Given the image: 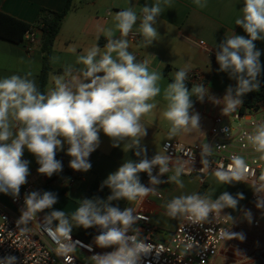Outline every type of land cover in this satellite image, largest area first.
Masks as SVG:
<instances>
[{
    "label": "clouds",
    "instance_id": "obj_1",
    "mask_svg": "<svg viewBox=\"0 0 264 264\" xmlns=\"http://www.w3.org/2000/svg\"><path fill=\"white\" fill-rule=\"evenodd\" d=\"M192 3L200 9L208 6V0H192ZM172 6V0H155L151 6L141 8V17L131 3L115 14L109 12L114 28L99 29L107 40L104 49L97 43L78 55L76 64L82 67L64 65L63 74L51 77L54 86L46 92L40 90L31 71L0 78V193L11 196L14 201L20 198L21 187L28 183L30 175V161L23 159L25 150L39 165L37 172L48 178L63 171L62 161L56 155L64 150L65 144L68 146L66 154L71 157L69 167L88 172L92 167L89 157L99 148L101 133L110 139L112 147L122 145L139 157L138 161H124L101 182V191L105 187L110 190L106 198L80 199L78 207L70 214L53 209L58 203L55 192L32 190L24 194L16 228L21 234H29L32 231L29 223L36 221L56 244L54 252L63 258L64 264H73L78 246L92 253L91 264H145V258L152 252L153 245L146 242L141 229L136 227L139 217L134 214L135 210L131 207L121 210L113 202L131 203L149 194L156 195L159 191L156 185L161 183L184 187L180 177L190 170L180 165L173 169L170 167L172 157L166 154L157 153L149 159L147 146L142 145L148 135L142 119L157 107V97L165 101L162 115L169 125L168 138L172 139L200 129L201 117L193 110L192 97L201 103L207 97L227 116L243 105L248 93L261 89L262 52L255 42L264 41V0H243L235 25L244 30L247 38L232 31L216 44L217 71L227 73L229 79L235 81V87L229 85L222 98L211 94L203 83H194L189 89L186 81L191 68L187 64L175 72L172 82L162 87L163 72L150 68L148 59L137 60L129 51L127 37L138 19V32L147 48L160 38L157 18ZM50 62L58 63L59 57H50ZM222 130L228 131L227 128ZM245 135L252 150L264 160V119L254 121L251 132ZM212 153L207 143L202 146V156ZM232 160L235 167L214 171L217 182L248 184L257 198L256 207L264 209V172L254 177L243 156L234 155ZM203 162L208 163L206 159ZM156 167L159 173L153 175ZM169 172L173 174L167 181L159 179ZM140 173L148 175L147 186L141 182ZM243 199L242 192L233 196L223 191L214 200L210 195L193 192L169 200L165 214L171 219H183L203 227L211 215L221 214L225 208L236 210ZM41 213H44L42 220L39 219ZM223 215L232 224L238 222L231 213ZM244 218L249 224L253 223L250 209L244 211ZM74 228L97 229L93 244L106 251L96 252L92 244L81 245L80 241H74ZM221 237L241 241L246 238L242 232L225 229H221ZM16 261L17 257L7 256L0 259V264H16Z\"/></svg>",
    "mask_w": 264,
    "mask_h": 264
},
{
    "label": "crops",
    "instance_id": "obj_2",
    "mask_svg": "<svg viewBox=\"0 0 264 264\" xmlns=\"http://www.w3.org/2000/svg\"><path fill=\"white\" fill-rule=\"evenodd\" d=\"M67 0H0V12L26 22L30 25L43 16H47L49 11L59 12L64 9ZM134 6L138 17L142 16L141 8L145 5L151 6L155 0H72L71 9L63 19L60 31L54 41L51 57H59L56 64L49 63L52 72L48 76L45 92L49 87L54 86L51 77L63 74V66L67 64L75 67H82L76 64L77 56L83 54L86 49L94 44H99L101 49L107 42L106 37L99 31L101 28H114L113 16L124 10L129 5ZM173 6L165 9L160 17L157 18V29L160 34L158 41H154L149 47L143 45V39L138 32L140 19L134 26L131 33L137 37L129 42V51L132 52L137 60H149L152 69L163 72L162 87L172 82L174 74L186 64L191 71L201 70L208 75L205 87L209 88L210 93L218 98H222L229 85L235 87V81L229 79L228 74L218 72L219 65L215 60V47L225 36L235 34L245 36L244 30L235 25V19L241 15L240 9L243 7V0H208V6L204 9L197 8L192 0H172ZM37 42L31 50H27L26 44H16L0 39V78L12 74L23 75L31 71L38 82L41 70V53L37 46L40 39V31L34 30ZM99 40L97 41V36ZM116 31V37H119ZM198 41H203L211 49L212 53H207L198 45ZM257 49L261 50L262 71H264V41L255 42ZM190 71V72H191ZM263 75V74H262ZM191 89V87L189 88ZM193 110L199 113L200 129L188 134H182L172 139L168 138V122L164 119L162 112L165 108V101L162 97L156 98L157 107L152 113L142 119V123L148 129L147 137L142 141V145L147 146V157L152 158L157 153H162V146L165 141L176 140L183 144L194 146L205 143L208 138L210 127L217 119L231 122L234 113L227 116L221 114V107L214 105L205 98L204 102L196 100ZM264 109V107H263ZM238 110V109H237ZM100 146L94 151L89 161L92 165L88 172H81L82 178L73 185H66V173L62 171L57 177L48 178L37 172L39 165L35 158L27 150L24 152L23 159L30 161V175L28 183H32L39 191H52L58 195V203L53 206L55 210H64L67 214L72 213L78 207V200L85 199L87 191L95 178L104 180L109 173L114 172L126 160L138 161L133 151L123 149V146L112 147L111 141L103 133L100 134ZM67 144L64 150L59 151L66 164L71 157L67 154ZM65 166V165H64ZM173 169L175 165L170 163ZM159 173V172H158ZM157 173V174H158ZM156 174V175H157ZM173 172L159 176L162 181H167ZM141 182L148 185L144 173H140ZM196 180V179H195ZM197 181V180H196ZM27 183V184H28ZM25 186V185H24ZM21 187V190L24 188ZM161 197L149 194L143 199L127 203L126 207H131L135 211L144 209L150 213V224L156 229L154 238L165 240L168 235L176 228L181 219H175V224L165 237L157 234L159 229H164L156 217L163 215L168 217L165 212L166 203L173 198L174 191L179 186L175 183H161L156 185ZM223 191H227L233 196L237 192H242L245 199L240 200L236 210L225 208L223 213H231L237 218V223H231V232H242L245 234L243 241L238 238L228 239L211 264H264V209L256 207V200L252 199V189L246 183L219 184L216 177L210 174L204 186L198 182L194 185L193 192L200 193L201 196L210 195L214 200ZM163 192V194H162ZM11 196L0 193V206L5 210L16 213L15 208L10 202ZM250 209L253 213V220L259 219V228L253 227L244 218V211ZM40 215H44L41 213ZM93 244V239L91 240ZM94 245V244H93ZM104 251V249H99Z\"/></svg>",
    "mask_w": 264,
    "mask_h": 264
},
{
    "label": "built area",
    "instance_id": "obj_3",
    "mask_svg": "<svg viewBox=\"0 0 264 264\" xmlns=\"http://www.w3.org/2000/svg\"><path fill=\"white\" fill-rule=\"evenodd\" d=\"M135 37H137L135 33L129 34L131 40ZM24 40L27 50H31L37 42L35 31L27 30ZM197 45L205 52L212 53L203 41H198ZM207 79L206 73L194 70L189 72L186 83L189 87H192L194 83L205 85ZM263 107L264 104H261L258 109L245 110L242 114L237 110L231 121L234 125L226 120L217 119L210 127L208 138L203 144L189 146L176 140H168L163 143L162 152L172 157L173 165L183 166L186 171L190 170L182 176L195 178L201 187L205 185L208 176L215 170H228L230 166L235 167L232 160L234 155L243 156L249 165L250 173H254V177H258L264 172V160L259 159V154L252 150L245 133L251 132L254 121L264 119ZM224 128H227L228 131H223ZM206 143L213 149V153L202 156V146ZM205 159L208 161L207 164L203 162ZM69 161L64 164L63 171L67 176L65 184L73 185L82 178V174L72 170L69 167ZM158 172V167L153 169V175ZM144 177L149 181L146 173H144ZM32 190H37V187L28 183L20 191L18 200L14 201L11 197L10 202L16 210L15 214L0 206V259L15 256L17 257L16 264H64L63 258L54 252L56 244L46 232L41 230L36 221L29 223L28 227L32 229L29 234H21L16 228L15 222L21 215L19 209L23 207L24 194ZM155 196L161 197L160 193ZM252 199H257L253 193ZM134 214L139 217L136 227L141 229L142 237L153 245L152 252L145 258V264H149V262L150 264H211L223 244L228 240L226 237H221V229L231 231L230 221L221 213L211 215L203 227L191 225L181 219L165 240H157L153 236L156 229L150 224V213L144 209H138ZM39 219L42 220L43 216L40 215ZM260 225L259 219L253 220V227L259 228ZM93 232L95 236L97 229L94 228ZM72 239L80 241L81 245L92 244L73 235ZM93 248L96 252H102L95 248V245ZM108 250L110 251V249ZM91 254L85 247L78 246L73 264H91L89 259Z\"/></svg>",
    "mask_w": 264,
    "mask_h": 264
},
{
    "label": "trees",
    "instance_id": "obj_4",
    "mask_svg": "<svg viewBox=\"0 0 264 264\" xmlns=\"http://www.w3.org/2000/svg\"><path fill=\"white\" fill-rule=\"evenodd\" d=\"M72 0H67L63 10L59 12L49 11L47 16H43L36 24L30 25L19 19L0 12V39L16 43H25L24 34L27 30H39L40 39L37 43L39 51L41 53V70L38 77L37 85L42 92H45V88L48 81V76L52 72L50 67V57L53 49V44L60 31L63 19L68 11L71 9ZM167 68L163 70V73H167ZM261 80V89L252 93H248L244 98V103L238 108V112L242 114L245 110H256L261 104H264V74L259 78ZM188 88H190L188 86ZM56 158L62 161L64 170V161L61 154L58 152ZM60 174V173H59ZM59 174H54L51 178L57 177ZM103 180L95 178L90 185L85 198H92L98 196L106 198L110 194L108 188L100 190V184ZM128 201H114L113 204L123 210L126 208ZM94 228L82 229L74 228L72 235L86 242H91L94 237Z\"/></svg>",
    "mask_w": 264,
    "mask_h": 264
},
{
    "label": "rangeland",
    "instance_id": "obj_5",
    "mask_svg": "<svg viewBox=\"0 0 264 264\" xmlns=\"http://www.w3.org/2000/svg\"><path fill=\"white\" fill-rule=\"evenodd\" d=\"M231 125H234L233 122L230 123ZM180 179L183 181L184 183V187L183 188H177L176 191H174L173 197L175 196H179V195H183V194H191L192 190L194 188V185L197 183V181L195 180V178L193 177H186V176H182L180 177ZM163 194V192H162ZM156 220L160 221V223L163 225L164 229H159L157 231V234L165 237L167 235V229H171L174 224H175V219H171L169 217H165L163 215H159L156 217Z\"/></svg>",
    "mask_w": 264,
    "mask_h": 264
}]
</instances>
